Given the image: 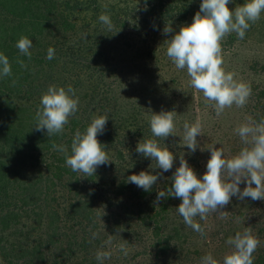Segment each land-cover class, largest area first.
Here are the masks:
<instances>
[{"label":"trees","instance_id":"trees-1","mask_svg":"<svg viewBox=\"0 0 264 264\" xmlns=\"http://www.w3.org/2000/svg\"><path fill=\"white\" fill-rule=\"evenodd\" d=\"M137 1L118 2L121 7L110 14L114 29L108 32L98 19L101 14H87L101 12L99 0H0V52L12 65V76L0 79V264H99L96 252L110 250L105 244L109 236L113 254L103 264H194L200 259L197 241L209 236L212 254L231 251L222 221L217 236L206 230L202 236L178 214L181 198L157 202L158 191L173 183L172 170L163 172L151 191L127 182L133 173L161 172L150 168L155 167L152 158L136 151L140 141L152 138L150 123L136 107L121 102L108 52L113 38L127 28L126 14L140 12ZM144 1L149 8L155 0ZM196 1L169 0L166 8L190 14L200 7ZM23 35L33 40L31 59L15 46ZM49 47L55 49L52 60L47 59ZM51 84L71 85L79 107L63 134L49 137L46 129H36L35 115ZM105 113L109 119L98 139L113 161L99 166L92 177H82L53 144L67 145L70 152L76 130L84 132L95 116ZM263 208L259 202L256 209ZM232 209L226 205L224 211ZM248 227L261 242L254 264H264V222H247L236 232ZM121 243L127 245V256L119 251Z\"/></svg>","mask_w":264,"mask_h":264},{"label":"clouds","instance_id":"clouds-1","mask_svg":"<svg viewBox=\"0 0 264 264\" xmlns=\"http://www.w3.org/2000/svg\"><path fill=\"white\" fill-rule=\"evenodd\" d=\"M229 3L230 0H202L193 22L182 26L174 36L165 41L166 56L176 69H186L190 86L202 93L206 101L213 103L217 117L233 105L243 108L252 95L250 84L238 80L234 72L226 70L223 41L231 33H235L239 39H244L252 24L258 22L264 13V0H245L235 9H231ZM98 19L108 32L113 31L114 24L109 14L102 13ZM172 32V24L166 23L163 34ZM32 45L33 40L23 35L15 46L21 55L31 59ZM54 56L55 49L49 47L47 59L52 60ZM17 63L22 68H27L24 61L19 58ZM11 76L12 65L9 57L0 52V79ZM12 84L15 86L16 80H13ZM40 105L35 115V127L40 131L46 129L47 135L51 137L63 134L69 118L78 111L79 97L71 85L66 88L51 84L42 95ZM108 119L107 113L97 115L84 132L77 129L70 152L67 145L53 144L54 150L64 154L65 164L73 172L82 173V177H92L99 166L113 161L108 156L106 145L98 139V134L104 132ZM149 123L152 138L140 141L136 151L152 158L155 167L150 165V168H159L161 172L153 174L152 171H141L127 177V182L144 191H151L160 175L173 167L176 154L167 144L161 145L160 140L177 134V112L175 110L152 112ZM182 128L183 143L180 146H186L189 154H192L199 146L198 135L204 134L203 123L199 118L191 124L184 121ZM234 131L243 145L236 154L229 155L222 144L219 148L214 145L208 147L211 156L207 162V171L201 178L181 152L179 167L172 176L173 183L166 190L161 189L157 193V202L168 196L181 198L182 202L176 208L178 214L186 226L202 236L205 234V228L197 218L206 221L210 213H216L219 219L227 220L228 213L224 208L233 196L239 200L246 198L264 200V118L256 121L248 117ZM245 182L246 187L241 191L240 185ZM97 236V233H93L92 238L95 239ZM112 242L113 237L109 236L105 244L110 250L96 252L99 264L111 259ZM226 243L231 246V251L223 257L222 264H254L253 254L261 242L248 227L229 237ZM103 247L102 245L101 249ZM118 247L125 256L128 255L126 243H121ZM202 264H221V261L208 253L202 257Z\"/></svg>","mask_w":264,"mask_h":264},{"label":"rangeland","instance_id":"rangeland-1","mask_svg":"<svg viewBox=\"0 0 264 264\" xmlns=\"http://www.w3.org/2000/svg\"><path fill=\"white\" fill-rule=\"evenodd\" d=\"M119 1L121 0H99L101 12L87 11V14H102L104 11L108 14L107 9L111 10L109 15L113 14L117 7H121ZM133 1L135 2V0H130V2ZM138 1L140 12L126 14L129 18L127 28L120 37L113 38V43L108 49L110 59L116 69L113 79H116L119 85L117 95L125 105L136 107L143 114L146 122L150 121L152 112L175 110L177 112V134L160 141L161 145L167 144L170 150L172 146L175 147L173 152L176 154V159L171 172L174 174L176 168L179 167L180 153L183 152L189 165L202 178L207 171V162L211 156L208 147L214 145L219 148L222 144L229 155L236 154L243 145L234 129L244 123L248 117L256 121L264 118V13L258 22L252 24L244 39H239L235 33H231L223 41L226 70L234 72L238 80L250 84L252 95L243 108L233 105L217 117L213 103L206 101L202 93L190 86V78L186 69H176L173 62L166 56L167 42L165 41L174 36L185 24H191L200 7L192 9L190 14H180L174 9L169 10V6L166 8L169 0H155L149 8H147L146 1H139L140 3ZM172 1L170 0L171 3ZM244 2L245 0H230L229 7L235 9L237 5ZM196 3L201 5L202 0ZM134 5L135 3L130 4L132 7ZM166 23H171L173 27V32L167 35L163 34ZM259 105L260 108L256 111L255 108ZM197 118L203 123L204 134L198 135L199 146L194 153L189 154L186 146H180L183 143L182 124L184 121L191 124ZM244 187H246V182L241 183V191ZM259 202L264 204V200H252L251 198L239 200L233 196L230 201L233 209L227 211L228 219L222 220L218 218V214L210 213L208 219L203 221V227L208 234L215 233L222 221L230 237L234 236L238 228L247 222H264V210L256 209ZM230 203L228 206H231ZM249 210L254 215L252 220ZM232 211L233 214H231ZM213 235L217 236L216 233ZM213 242L211 236L197 241L200 259L194 264H202V257L211 253ZM136 250L137 248L134 247L129 252L133 254ZM227 253L229 252L216 250L215 254H211L222 264L223 257ZM137 261H142V258H138ZM132 264L137 263L132 262Z\"/></svg>","mask_w":264,"mask_h":264}]
</instances>
